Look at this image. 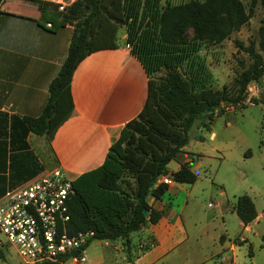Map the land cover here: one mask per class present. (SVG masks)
<instances>
[{
	"label": "trees",
	"instance_id": "16d2710c",
	"mask_svg": "<svg viewBox=\"0 0 264 264\" xmlns=\"http://www.w3.org/2000/svg\"><path fill=\"white\" fill-rule=\"evenodd\" d=\"M42 2L43 20L48 16L55 25L69 24L72 32L66 55L48 83L40 114L23 118L29 131L51 137L69 116L74 69L89 53L115 48L119 25L125 26L124 43L147 76L142 107L120 128L102 163L70 181L68 232L91 230L93 235L84 246L92 240L120 239L128 255L130 234L160 217V210L144 200L147 192L153 201L168 189L159 177L167 174L174 183L195 180L187 163L170 173L166 169L186 144L190 128H207L223 108L242 105L247 84L258 82L264 73V25L257 28L256 47L253 41L244 45L233 40L249 63L233 80L230 90L224 85L220 89L209 87L208 71L194 56L196 51L203 42L218 43L228 38L248 21L256 3L264 4V0H248L246 7L240 0H188L163 5L161 0H74L62 12ZM48 5L52 7L48 9ZM186 29L191 31L189 38ZM182 64L185 68L181 71ZM158 71L163 74L152 78L151 74ZM252 101L264 106L261 94ZM232 209L242 225L256 216L253 202L245 194L235 197ZM148 246L145 241L141 249ZM68 257L62 256L61 262Z\"/></svg>",
	"mask_w": 264,
	"mask_h": 264
},
{
	"label": "crops",
	"instance_id": "0c3cea01",
	"mask_svg": "<svg viewBox=\"0 0 264 264\" xmlns=\"http://www.w3.org/2000/svg\"><path fill=\"white\" fill-rule=\"evenodd\" d=\"M42 1H0V197L54 166L60 167L70 181L99 166L120 128L136 116L146 96L147 76L142 66L124 42H116L115 48L91 52L77 64L70 80L71 112L52 136L29 131L23 118L40 114L48 83L66 55L72 32L71 25H55L48 16L45 21L50 27L44 26ZM214 137L210 132L208 139ZM177 155L170 160L176 164L168 173L181 163H187L191 171L196 166L192 157L176 159ZM148 201L160 210V217L156 223L132 232L135 239L130 234L128 255L120 239L103 242L113 253H121L120 264H186L180 258L177 262L176 249L188 239L179 210L164 203L162 196ZM233 203L219 202L221 208H216L222 230V213H234ZM263 217L262 212H256L250 223L240 222L242 229L250 230L251 224ZM199 233H204L203 228L192 235ZM219 236L223 234H217L220 242ZM239 239L246 241L245 237ZM145 241L149 246L142 250ZM210 257L209 251L207 257L191 264H201Z\"/></svg>",
	"mask_w": 264,
	"mask_h": 264
},
{
	"label": "rangeland",
	"instance_id": "374dc122",
	"mask_svg": "<svg viewBox=\"0 0 264 264\" xmlns=\"http://www.w3.org/2000/svg\"><path fill=\"white\" fill-rule=\"evenodd\" d=\"M185 1L188 0H161V4ZM240 1L247 6L248 0ZM260 25H264V4L257 2L248 21L228 38L200 45L194 56L204 62L210 88L220 89L224 85L231 89L233 80L249 63L247 55L236 49L233 40L244 45L253 41L256 47ZM190 34V29H186V38ZM123 35L125 26L119 25L116 42H124ZM184 68L182 64L180 70ZM162 74L163 71H158L151 77L156 79ZM259 94L264 96V73L258 82L247 84L242 105L227 106L213 117L207 128L197 131L193 126L188 131L187 143L176 159L186 155L193 158L195 180L191 184L174 183L162 195L164 203L179 210L188 233V239L176 249L177 262L180 258L181 262L186 260V264H191L199 257H207L210 251L212 257L201 264H264V217L252 223L250 230H243L234 213L223 212L222 230L216 209L221 208L219 202L230 203L236 196L245 194L252 200L255 211L264 214V106L252 101ZM210 132H214L213 139H208ZM175 162L169 161L166 169H173ZM201 228L204 233L192 235ZM218 233L223 234L220 242ZM135 236L131 234L133 239ZM239 237H245L246 241ZM232 244L234 247L230 248ZM1 248L4 258L0 264H23L11 246ZM224 256L227 260L220 262L219 258ZM120 257L121 253H113L103 241L92 240L84 249L85 261L79 264H120ZM62 264L78 263L66 259Z\"/></svg>",
	"mask_w": 264,
	"mask_h": 264
},
{
	"label": "built area",
	"instance_id": "2783aa9c",
	"mask_svg": "<svg viewBox=\"0 0 264 264\" xmlns=\"http://www.w3.org/2000/svg\"><path fill=\"white\" fill-rule=\"evenodd\" d=\"M45 1L56 11H63L74 0ZM44 26L49 28L50 23ZM159 181L168 188L174 184L166 175ZM71 194L70 180L58 166L6 190L0 197V247L11 246L23 264H62L64 255L75 263L84 262V245L93 232H68ZM219 260L225 262L227 258Z\"/></svg>",
	"mask_w": 264,
	"mask_h": 264
},
{
	"label": "water",
	"instance_id": "95a60500",
	"mask_svg": "<svg viewBox=\"0 0 264 264\" xmlns=\"http://www.w3.org/2000/svg\"><path fill=\"white\" fill-rule=\"evenodd\" d=\"M149 198H150V192H147V194L144 198L145 202H147L149 200ZM143 214H144V216H147V211L143 210Z\"/></svg>",
	"mask_w": 264,
	"mask_h": 264
}]
</instances>
